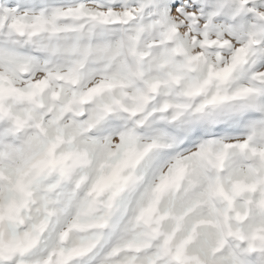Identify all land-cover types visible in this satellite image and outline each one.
Listing matches in <instances>:
<instances>
[{"label": "clouds", "instance_id": "9594fccd", "mask_svg": "<svg viewBox=\"0 0 264 264\" xmlns=\"http://www.w3.org/2000/svg\"><path fill=\"white\" fill-rule=\"evenodd\" d=\"M0 264H264V0H0Z\"/></svg>", "mask_w": 264, "mask_h": 264}]
</instances>
